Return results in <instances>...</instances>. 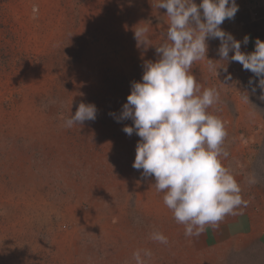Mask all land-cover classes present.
Returning a JSON list of instances; mask_svg holds the SVG:
<instances>
[{"label": "rangeland", "instance_id": "obj_1", "mask_svg": "<svg viewBox=\"0 0 264 264\" xmlns=\"http://www.w3.org/2000/svg\"><path fill=\"white\" fill-rule=\"evenodd\" d=\"M158 2L0 0V264H136L138 249L151 252L144 264H264L259 77L223 61L213 38L190 70L201 92L218 93L207 111L223 123L221 162L247 202L199 236L185 235L155 177L133 168L140 137L122 130L133 121L109 114L119 116L144 62L168 42ZM236 3L220 27L251 53L264 41V0ZM138 27L148 28L146 44L135 39ZM81 102L96 106V119L66 127ZM154 231L168 243L152 240Z\"/></svg>", "mask_w": 264, "mask_h": 264}, {"label": "clouds", "instance_id": "obj_2", "mask_svg": "<svg viewBox=\"0 0 264 264\" xmlns=\"http://www.w3.org/2000/svg\"><path fill=\"white\" fill-rule=\"evenodd\" d=\"M155 6L166 9L168 42L156 47L158 60L144 62L142 79L131 83L119 116L109 114L117 122L133 121L122 129L129 136L135 132L140 137L133 168L155 177L157 191L165 193L164 204L176 221L185 225V235L199 236L206 225L216 228L225 216L239 214L235 210L246 207L247 202L221 162L228 156L222 148L227 135L223 123L207 111L218 100V93L213 88L201 92L190 70L194 62L206 58V40L219 39L222 60L239 62L244 70L259 77L260 98L264 99V41L257 38L255 50L245 53L241 41L220 27L226 19H234L236 0H201L199 5L195 0H159ZM147 32V27L135 29L138 45L147 43ZM248 42L246 35L243 43ZM230 51L234 53L231 57ZM210 68L215 65L210 64ZM96 113L94 104L81 102L65 126L95 120ZM151 239L168 243L159 231H154ZM142 252L145 257L151 256L147 249L136 250V264H144Z\"/></svg>", "mask_w": 264, "mask_h": 264}, {"label": "crops", "instance_id": "obj_3", "mask_svg": "<svg viewBox=\"0 0 264 264\" xmlns=\"http://www.w3.org/2000/svg\"><path fill=\"white\" fill-rule=\"evenodd\" d=\"M263 212H258L257 213V215H258V217H261L262 216V222L261 223H259V225L257 226V235H258V237H260V238H257L258 240L259 239H261V238H263L264 239V208H263V210H262ZM259 233H261V235L259 234ZM256 236V235H255ZM264 242V241H263ZM264 244V243H263Z\"/></svg>", "mask_w": 264, "mask_h": 264}]
</instances>
